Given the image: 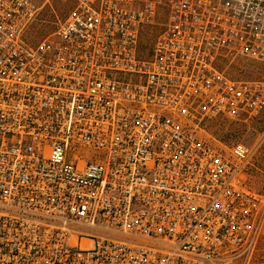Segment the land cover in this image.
I'll use <instances>...</instances> for the list:
<instances>
[{
  "label": "built area",
  "instance_id": "built-area-1",
  "mask_svg": "<svg viewBox=\"0 0 264 264\" xmlns=\"http://www.w3.org/2000/svg\"><path fill=\"white\" fill-rule=\"evenodd\" d=\"M264 0H0V264H259Z\"/></svg>",
  "mask_w": 264,
  "mask_h": 264
},
{
  "label": "rangeland",
  "instance_id": "rangeland-1",
  "mask_svg": "<svg viewBox=\"0 0 264 264\" xmlns=\"http://www.w3.org/2000/svg\"><path fill=\"white\" fill-rule=\"evenodd\" d=\"M228 72L237 79L255 80L264 74V66L258 62L236 59L229 65ZM209 133L229 147L243 144L256 148L252 167L245 177L253 190L264 194V112L253 119L213 123ZM258 263L264 264V250Z\"/></svg>",
  "mask_w": 264,
  "mask_h": 264
}]
</instances>
